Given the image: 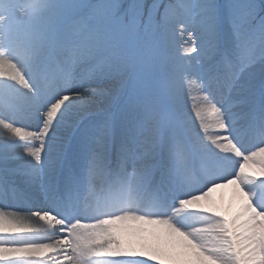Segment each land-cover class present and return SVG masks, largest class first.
<instances>
[{"label":"snow or ice","instance_id":"obj_1","mask_svg":"<svg viewBox=\"0 0 264 264\" xmlns=\"http://www.w3.org/2000/svg\"><path fill=\"white\" fill-rule=\"evenodd\" d=\"M0 264H264V0H0Z\"/></svg>","mask_w":264,"mask_h":264}]
</instances>
